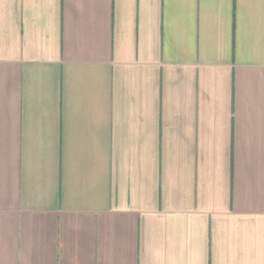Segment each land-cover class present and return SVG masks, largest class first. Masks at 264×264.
Returning <instances> with one entry per match:
<instances>
[{
  "label": "crops",
  "instance_id": "crops-1",
  "mask_svg": "<svg viewBox=\"0 0 264 264\" xmlns=\"http://www.w3.org/2000/svg\"><path fill=\"white\" fill-rule=\"evenodd\" d=\"M0 264H264V0H0Z\"/></svg>",
  "mask_w": 264,
  "mask_h": 264
}]
</instances>
